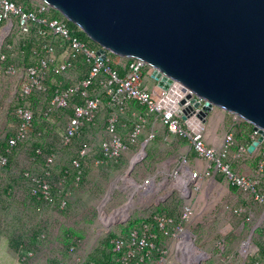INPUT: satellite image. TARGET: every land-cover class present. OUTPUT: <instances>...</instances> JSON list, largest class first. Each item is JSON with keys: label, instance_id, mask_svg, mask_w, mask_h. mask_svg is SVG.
Here are the masks:
<instances>
[{"label": "rangeland", "instance_id": "374dc122", "mask_svg": "<svg viewBox=\"0 0 264 264\" xmlns=\"http://www.w3.org/2000/svg\"><path fill=\"white\" fill-rule=\"evenodd\" d=\"M13 36L10 40L14 46L8 58L18 65L19 72L6 74L0 66V148L7 134L15 128L13 114L23 80L22 63L27 59L18 52L19 35ZM114 61L122 59L115 57ZM147 82L150 86L153 80L148 78ZM51 109L52 116L36 120L27 141L13 150L7 168L0 173V264H77V258L104 254L111 235L124 234L132 224L153 213L177 216L184 205L192 209L185 230L204 256L193 259L189 250L181 253L175 249V240L168 238L164 240L165 264H251L252 258H245L241 245L248 238L254 221L245 223L234 214L233 208L241 203L240 194L213 167H209V175H203L207 163L188 141L167 134L166 137L155 136L144 145L145 154L134 165H130L131 159L141 152L140 143L129 146L117 160L95 166L92 159L104 138L106 109L102 110L101 126L85 138L73 140L68 148L60 144L65 113ZM137 111V115L142 113L141 109ZM128 114L121 127L123 138L137 118ZM37 130L42 134H37ZM228 131H233L235 137L232 154L238 146L248 148L251 143L249 125L213 107L205 123V143L218 146ZM145 136L147 130L141 134L139 142ZM209 139L211 141L207 142ZM81 144L88 149L82 179L75 182L69 173L63 181L65 170L70 171V159ZM39 146L45 152L55 153L51 183L57 194L67 195L68 205L64 209L29 195L23 173H41L42 160L33 157ZM183 159L199 174L193 184L188 183L191 188L188 196H183L179 187L171 191L166 183V188L153 189L150 181L146 184L151 191H144L142 182L146 178H152L155 185L163 177L168 180V174H172ZM226 161L237 173L254 174L257 164L264 163V139L251 151L247 150L242 158L230 156ZM260 177L264 186V170ZM130 180L135 186L128 183ZM122 206L127 207L126 211L120 210ZM71 245H74L73 251L69 250ZM24 253L29 256L23 258Z\"/></svg>", "mask_w": 264, "mask_h": 264}, {"label": "built area", "instance_id": "2783aa9c", "mask_svg": "<svg viewBox=\"0 0 264 264\" xmlns=\"http://www.w3.org/2000/svg\"><path fill=\"white\" fill-rule=\"evenodd\" d=\"M54 10L43 0H0V66L3 72L10 75L19 72L17 64L7 63V52L14 46L8 39L13 38L14 34L19 35L18 52L25 56L28 54L26 62L22 63L23 80L13 114L15 128L7 135L5 145L0 149V173L7 168L13 150L29 138L35 114L48 118L51 108L71 109L60 142L64 148H68L73 140L83 138L84 129L94 126L100 110L106 109L104 138L99 144V154L92 159L95 166L117 160L131 145L140 143L139 151L143 150V144L149 143L156 136V127L161 126L167 135H176L189 141L193 150L207 163L203 175H209V167H213L230 186L236 188L241 203L233 208L234 214L242 217L245 223L254 221L248 238L241 245L242 254L245 258H252L251 264H264V186L260 177L264 163L259 162L255 173L246 175L233 171L226 161L230 156L242 158L258 138L257 130L251 125L248 134L250 145L248 148L238 146L235 154H232L235 144L233 131L224 135L219 146L207 145L203 139L207 116L200 115L204 101L201 97L190 89L180 90L179 83L174 80L167 87L160 84V78L153 76L158 72L157 68L139 58L121 57L122 61L117 62L119 67H113L109 56L111 52L106 51L103 58L99 45L94 43L95 46H92L83 41L70 30L66 19L58 11L60 16H54ZM50 76L59 79L54 81L55 88L49 95ZM148 78L153 80L150 86ZM33 92L39 94L44 102L47 95L49 97L46 105L40 104L36 112L25 103L26 97ZM137 109H141L142 113L136 116L126 138H123L119 126L125 124L122 121L128 110ZM231 115L244 121L235 114ZM145 130L147 136L139 142ZM38 134L41 135V132ZM39 155L43 157L41 173H23L28 182L29 195L64 209L68 205L67 195L57 194L51 183L55 153H42L37 148L33 157ZM87 156V147L79 145L69 162L71 172L65 170L63 181L69 173L75 182L81 181ZM183 174L190 179L191 184L199 178V174L185 159L171 174L172 187H179L182 195L188 196L191 188L187 186L188 191L183 192L178 186V178ZM149 181L153 182L151 178H146L142 183L144 191L151 185L146 184ZM191 214L192 209L188 205H184L177 216L153 213L141 219L138 225L126 233L110 239L111 257L108 262L98 263L89 256L77 258L76 262L165 264V239L175 240L176 250L181 253L188 250L185 223ZM69 250L73 251L74 245ZM28 256L29 253L23 254V258Z\"/></svg>", "mask_w": 264, "mask_h": 264}, {"label": "water", "instance_id": "95a60500", "mask_svg": "<svg viewBox=\"0 0 264 264\" xmlns=\"http://www.w3.org/2000/svg\"><path fill=\"white\" fill-rule=\"evenodd\" d=\"M106 51L157 68L264 139V0H43ZM197 105V104H196ZM144 150V144H143ZM133 167V166H132Z\"/></svg>", "mask_w": 264, "mask_h": 264}, {"label": "trees", "instance_id": "16d2710c", "mask_svg": "<svg viewBox=\"0 0 264 264\" xmlns=\"http://www.w3.org/2000/svg\"><path fill=\"white\" fill-rule=\"evenodd\" d=\"M18 1H24V0H18ZM54 12V16H60V14L57 12V11H53ZM66 22H67V25H68V27L70 28V30L71 31H73L75 34H77L83 41H86L88 44H90V45H92V46H95V44H94V42H92L77 26H75L74 24H72L71 22H69V21H67L66 20ZM11 39V38H10ZM10 39H8V41H10L11 42V40ZM8 53L9 52H7V63H10V60H9V58H8ZM28 53V52H27ZM27 56H28V54H27ZM109 56H110V58H111V61H112V65H113V67H119L118 65H117V62H115L114 61V59H115V57H118V58H121V57H119V56H117V55H115V54H113V53H109ZM120 69V72L122 73V70H121V68H119ZM59 78H57V77H53V76H50V78H49V84H50V88H49V95L52 93V91L54 90V88H55V83H54V81L55 80H58ZM48 100H49V97H48V95H47V100H46V102H44V101H41V98H40V95L39 94H37L36 92H33V93H31L29 96H27L26 97V99H25V103L29 106V107H31L32 109H36L40 104H43V103H47L48 102ZM30 102H32V103H30ZM21 104V103H20ZM44 106V105H43ZM57 110H61L62 112H64L65 113V121H66V118L71 114V109H70V107H67V108H64V109H57ZM35 112H36V110H35ZM52 115H50L48 118H50ZM48 118H42L41 116H38L37 114H35V117H34V119H33V127L32 128H34V126L36 125V123H37V119H41V120H46V119H48ZM244 123H246V124H248L249 125V130H250V127H251V124H249V123H247V122H245V121H243ZM65 123V122H64ZM38 131V130H37ZM39 132H41V131H38V133ZM37 133V134H38ZM10 134V133H9ZM42 134V133H41ZM8 135V134H7ZM6 140H7V136H6V138H5V141H4V143L1 145V148L5 145V143H6ZM0 148V149H1ZM37 148H40L41 150H42V153H50L51 151H44L40 146L39 147H37ZM37 148H35V150H34V155L33 156H35L36 155V149ZM41 158V160H42V163H43V157L41 156V155H39V156H37V158ZM10 158V157H9ZM141 222V220H139L138 222H135L134 224H132L130 227H129V229L131 228V227H133V226H135V225H138L139 223ZM128 229V230H129ZM127 230V231H128ZM126 233V232H125ZM115 235H111L110 237H109V241H110V239L111 238H113ZM110 243H109V246H108V248H107V250L105 251V253L104 254H101L100 256H97V255H89V258H91L92 260H95L96 262H98V263H106V262H108L109 260H110V257H111V252H110Z\"/></svg>", "mask_w": 264, "mask_h": 264}, {"label": "crops", "instance_id": "0c3cea01", "mask_svg": "<svg viewBox=\"0 0 264 264\" xmlns=\"http://www.w3.org/2000/svg\"><path fill=\"white\" fill-rule=\"evenodd\" d=\"M72 76V75H71ZM103 110V109H102ZM102 110H100V112H99V114H98V116H97V120H96V124L94 125V126H92V127H87V128H85L84 129V134H83V138H85V136L87 135V134H89V133H92V132H94V131H96L100 126H101V124H102V121H103V113H102ZM137 112L138 111H135V110H128L127 112H126V115L128 114V113H130L132 116H136L137 115ZM217 113V112H216ZM140 114V113H139ZM129 115V114H128ZM138 116V115H137ZM207 117H208V115H207ZM124 119V118H123ZM206 121H207V118H206ZM123 122V121H122ZM123 125H120L119 126V132L121 133V127H122ZM158 128V129H157ZM156 137H163V136H165L166 135V133H165V130H164V128L163 127H161V126H157L156 127ZM167 136H171V137H177V138H180V139H183V138H181V137H179V136H176V135H172V134H169V135H167ZM166 137V136H165ZM183 140H185V141H188V140H186V139H183ZM209 141H211V139H209V140H207V142H209ZM150 142V141H149ZM189 142V141H188ZM220 145V144H219ZM218 145V146H219ZM214 147H217V146H214ZM129 148V147H128ZM98 154H99V148H98ZM97 154V155H98ZM96 155V156H97ZM134 161H135V156H133V158H132V164L131 165H133L134 164ZM84 164H85V161H84ZM191 168H192V166H190ZM193 169V168H192ZM194 170V169H193ZM170 177H171V174H168V180L166 179V177H163V178H161V181H158L157 183H156V185H155V183H151V185L150 186H153V189L154 188H156L157 190L158 189H160V188H166L167 186L169 187V188H171V191H175V190H177V188H174V187H172V185H171V183H170ZM148 178H150V177H148ZM152 179V178H151ZM144 182V181H143ZM142 182V183H143ZM165 183L167 184V186H165ZM175 249H177L176 248V246H175Z\"/></svg>", "mask_w": 264, "mask_h": 264}, {"label": "bare ground", "instance_id": "6f19581e", "mask_svg": "<svg viewBox=\"0 0 264 264\" xmlns=\"http://www.w3.org/2000/svg\"><path fill=\"white\" fill-rule=\"evenodd\" d=\"M139 153V152H138ZM136 154L135 155V161H134V164H135V162L138 160V159H140V158H142L143 156H144V154H145V152H144V150H141V152L139 153V154ZM133 158V157H132ZM132 164V159H131V163H130V165ZM133 164V165H134ZM190 182V179L187 177V176H185L184 174L183 175H181V177L180 178H178V186H180V188L183 190V192H187L188 191V188H187V186H188V183ZM128 183H130L131 185H134L135 186V183L133 182V181H128ZM148 190L149 191H151V187H149L148 188ZM126 209H127V207L126 206H122L121 208H120V210H123V211H126ZM188 232V231H187ZM186 240H187V242H188V250L190 251L189 253V255H190V257L192 256L193 257V259L195 258H201L202 256H204V252L203 251H201L200 249H198L196 246H194V244H193V242H192V240L190 239V233L188 232V233H186ZM187 253V252H186Z\"/></svg>", "mask_w": 264, "mask_h": 264}]
</instances>
